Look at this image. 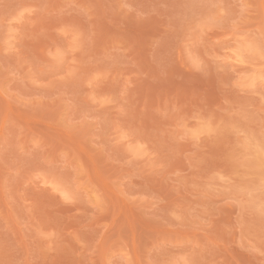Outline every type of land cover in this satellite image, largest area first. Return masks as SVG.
I'll return each mask as SVG.
<instances>
[{
	"label": "rangeland",
	"instance_id": "374dc122",
	"mask_svg": "<svg viewBox=\"0 0 264 264\" xmlns=\"http://www.w3.org/2000/svg\"><path fill=\"white\" fill-rule=\"evenodd\" d=\"M0 264H264V0H0Z\"/></svg>",
	"mask_w": 264,
	"mask_h": 264
}]
</instances>
